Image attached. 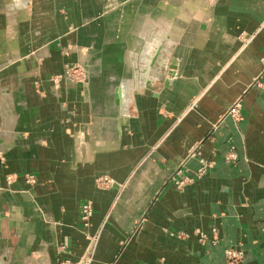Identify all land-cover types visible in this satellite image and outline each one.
<instances>
[{"label":"crops","instance_id":"crops-1","mask_svg":"<svg viewBox=\"0 0 264 264\" xmlns=\"http://www.w3.org/2000/svg\"><path fill=\"white\" fill-rule=\"evenodd\" d=\"M262 22L264 0H0V264H264Z\"/></svg>","mask_w":264,"mask_h":264},{"label":"built area","instance_id":"built-area-1","mask_svg":"<svg viewBox=\"0 0 264 264\" xmlns=\"http://www.w3.org/2000/svg\"><path fill=\"white\" fill-rule=\"evenodd\" d=\"M72 74H73V69L71 68V69H68L67 71H65L63 74H58V75L54 76V80L58 81V80L62 79L64 77V75L65 76H71ZM84 74H85V72H84ZM84 74H82V75L84 76ZM241 107H242L241 101L236 100L229 110L230 115L232 114L233 116L235 115L237 117H240L241 116ZM237 158H238V155L235 151L232 152L227 157V159H237ZM209 166H210L209 162H204L203 165L198 170V175L199 176L203 175ZM12 180H13V178L11 176L7 177V183L8 184H11ZM191 180H192L191 178H187L185 181L188 182ZM26 181L29 184L33 185L36 183L37 178L34 175L27 174L26 175ZM185 181L183 180V181L179 182V185H183L185 183ZM98 182L100 185L109 186L112 183V180L108 176H103L101 178H98ZM0 189H3V186L1 185V183H0ZM93 213H94L93 202L92 201L85 202L83 204L82 210H81V220L85 226L89 225V222H90L91 217L93 216ZM212 231L215 234L218 232L216 227H213ZM199 235H200V237H199L200 241H205V240L209 239V235L206 232L200 231ZM97 239H98L97 237L94 239L95 244H96ZM225 254L227 256L228 261L230 263H234V262H237L238 260H240L242 258L243 252L241 250L228 248L225 250ZM87 263H88V261L85 264H87ZM60 264H74V262L71 260H64Z\"/></svg>","mask_w":264,"mask_h":264},{"label":"rangeland","instance_id":"rangeland-1","mask_svg":"<svg viewBox=\"0 0 264 264\" xmlns=\"http://www.w3.org/2000/svg\"><path fill=\"white\" fill-rule=\"evenodd\" d=\"M261 28H264V22H262V24H261ZM239 38L243 41V43L246 45L248 42H250L252 39H253V35H249V34H247V33H241L240 34V36H239ZM262 62L264 63V56L262 57ZM73 69V74L71 75V76H69L70 78H73V79H75V80H82L83 79V75L82 74H84V72H85V74H86V72H87V69L85 68V67H83V65H80V64H75V65H69V66H67L66 68H65V71H67L68 69ZM137 69L138 70H140V68L139 67H137ZM84 74V75H85ZM65 76V75H64ZM258 86H261V87H264L263 86V84H261L259 81H257V83H256ZM145 86H147V84H146V82L144 81V80H140V81H137V84H136V86H132L135 90L136 89H139V88H143V87H145ZM236 100H240L241 101V104H242V107H241V116L240 117H237V116H233L232 114L230 115V113H229V110H230V108H231V106L234 104V102L236 101ZM236 100H234V102H233V104L227 109V111L225 112V114L222 116V120H224L226 117H228V116H230V117H232L234 120H236V121H239L241 118H242V108H243V102H242V97H239V98H237ZM232 152H234V150H230L229 152H228V154H227V157L232 153ZM237 153V152H236ZM227 160H229V161H234V160H236V159H227ZM212 161L211 162H209V167H211L212 166ZM208 167V168H209ZM200 169V168H199ZM207 171V170H206ZM187 179V177L186 178H178V179H176V183H177V186L178 187H181L182 188V186H184L187 182L185 181ZM185 181V183L183 184V185H179V182H181V181ZM188 182H190V181H188ZM97 238H98V236H97ZM98 240V239H97ZM96 243H97V241H96Z\"/></svg>","mask_w":264,"mask_h":264},{"label":"water","instance_id":"water-1","mask_svg":"<svg viewBox=\"0 0 264 264\" xmlns=\"http://www.w3.org/2000/svg\"><path fill=\"white\" fill-rule=\"evenodd\" d=\"M146 84H148V85H149V84H150V82H146ZM1 219H2V216H1V214H0V221H1Z\"/></svg>","mask_w":264,"mask_h":264}]
</instances>
